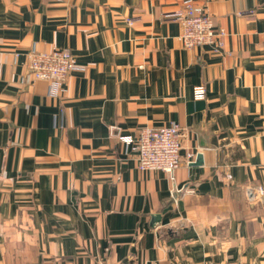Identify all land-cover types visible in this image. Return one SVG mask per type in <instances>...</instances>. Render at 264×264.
<instances>
[{
    "label": "crops",
    "instance_id": "crops-1",
    "mask_svg": "<svg viewBox=\"0 0 264 264\" xmlns=\"http://www.w3.org/2000/svg\"><path fill=\"white\" fill-rule=\"evenodd\" d=\"M186 2L221 50L183 46ZM32 49L81 70L53 95ZM172 124L173 179L139 171L120 138ZM263 125L264 0H0V264H264Z\"/></svg>",
    "mask_w": 264,
    "mask_h": 264
},
{
    "label": "built area",
    "instance_id": "built-area-1",
    "mask_svg": "<svg viewBox=\"0 0 264 264\" xmlns=\"http://www.w3.org/2000/svg\"><path fill=\"white\" fill-rule=\"evenodd\" d=\"M172 18L181 25L178 39L186 49L210 46L219 51L227 36L225 29H216L213 17L205 6L186 2L175 11ZM129 23H131L129 21ZM27 72L35 80H45L53 87L52 94L57 95L64 89L68 76L81 70L75 63L74 55L68 49L51 52L32 49L27 54ZM206 89H195V98L203 99ZM264 134V125H263ZM184 129L178 124L158 128H144L135 137H121V142L131 148L136 167L141 172L161 171L173 179L174 172L182 165L180 151ZM194 153L187 154L190 164ZM264 190L248 189L250 199H258Z\"/></svg>",
    "mask_w": 264,
    "mask_h": 264
},
{
    "label": "water",
    "instance_id": "water-1",
    "mask_svg": "<svg viewBox=\"0 0 264 264\" xmlns=\"http://www.w3.org/2000/svg\"><path fill=\"white\" fill-rule=\"evenodd\" d=\"M201 161H202L201 156H198L196 164H199V162H201Z\"/></svg>",
    "mask_w": 264,
    "mask_h": 264
}]
</instances>
